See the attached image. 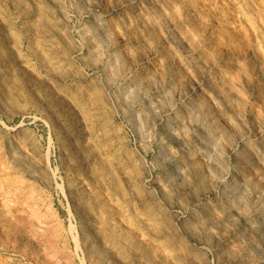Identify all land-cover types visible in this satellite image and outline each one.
Returning <instances> with one entry per match:
<instances>
[{
  "label": "rangeland",
  "instance_id": "obj_1",
  "mask_svg": "<svg viewBox=\"0 0 264 264\" xmlns=\"http://www.w3.org/2000/svg\"><path fill=\"white\" fill-rule=\"evenodd\" d=\"M0 264H264V0H0Z\"/></svg>",
  "mask_w": 264,
  "mask_h": 264
},
{
  "label": "bare ground",
  "instance_id": "obj_2",
  "mask_svg": "<svg viewBox=\"0 0 264 264\" xmlns=\"http://www.w3.org/2000/svg\"><path fill=\"white\" fill-rule=\"evenodd\" d=\"M209 86H210V85H209ZM214 86H215V85H214ZM209 88H210V87H209ZM216 88H218L217 85H216L215 89H216ZM219 88H220V87H219ZM213 91H214V90H213ZM213 91H212V92H213ZM215 91H217V90H215ZM220 91H221V90H220ZM218 93H219V92H218ZM222 94H223V93H222ZM220 96H221V95H220ZM223 96H224V95H223ZM221 98H222V97H221ZM225 99H226V97H225ZM21 228H22V227H21Z\"/></svg>",
  "mask_w": 264,
  "mask_h": 264
}]
</instances>
